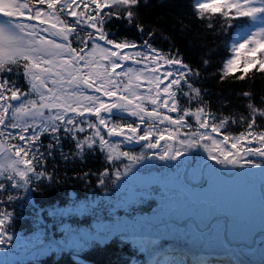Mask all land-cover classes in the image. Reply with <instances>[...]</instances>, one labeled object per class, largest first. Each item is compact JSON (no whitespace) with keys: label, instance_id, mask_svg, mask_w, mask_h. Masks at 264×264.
Listing matches in <instances>:
<instances>
[{"label":"snow or ice","instance_id":"obj_1","mask_svg":"<svg viewBox=\"0 0 264 264\" xmlns=\"http://www.w3.org/2000/svg\"><path fill=\"white\" fill-rule=\"evenodd\" d=\"M146 3L0 0V264H32L47 253L79 256L112 239L131 243L144 264H188L179 241H160L179 211L176 190L196 184L208 185L197 202L218 204L224 229L204 241L209 248L219 241L222 255H201L194 264H264V96L258 105L244 91V111H213L200 69L179 48L154 46L155 30L139 41L112 30L114 20L125 21L143 37L139 9ZM194 9L214 34L231 30L221 81L264 76V0H195ZM233 125L243 131L234 134ZM97 153L103 170L78 175L86 183L96 175L97 199L49 214L62 222L105 204L134 210L152 191L160 194L156 213L87 230L65 227L61 240L38 244L18 236L16 208H35L34 193L54 182L57 155L83 163ZM153 168L164 171L145 175ZM218 189L226 195L217 199Z\"/></svg>","mask_w":264,"mask_h":264},{"label":"trees","instance_id":"obj_2","mask_svg":"<svg viewBox=\"0 0 264 264\" xmlns=\"http://www.w3.org/2000/svg\"><path fill=\"white\" fill-rule=\"evenodd\" d=\"M194 4L195 0H147V3L142 4L139 9L141 23L145 28L143 37L135 27L128 26L125 21L114 20L111 27L118 36H127L138 41L147 38L148 31L155 30V35L152 38L154 46L165 51L173 47L179 48L185 62L200 69L202 76L199 80V86L207 90L206 98L210 101V107L213 111H222L224 114L233 110L244 111L246 104V98L242 96L244 91H251L254 94L255 102L259 105L261 96H264V76L257 74L253 80L245 77L243 81L234 78H228L224 81L219 79L223 62L230 55V49L227 45L231 30L228 34H214L211 29L206 28L205 24L195 17ZM204 59H210V65L204 66L202 63ZM240 74L237 72L236 76ZM21 83H23L22 78ZM226 101L227 106H225ZM258 123H261L259 119ZM230 130L235 134L243 131V128L233 125ZM67 147L68 143L66 142L65 148L67 149ZM54 163L58 165L55 169L54 182L49 185L47 181H44L42 184L44 190L34 193L32 204L35 205V208L27 203L23 207L16 208L12 227L18 236H24L29 240L36 237L39 241L47 238L45 232L39 231L42 223L48 222V226L50 225L49 232H53L52 226L57 218L48 214L50 208L58 206L57 204L62 198L68 202L70 190H73L77 195H84L86 181L82 176L78 178V175L89 170L92 173L101 171L104 165V156L97 153L87 156L83 163L79 161L65 163L57 155ZM53 166V162L50 161L49 171L53 169ZM94 176L96 175L88 177V180L92 181L91 183H93L92 178ZM60 179L62 182L59 184L58 180ZM46 182L47 184H45ZM88 187L90 188V186ZM94 191L96 192L90 193L99 194L100 192L98 189ZM9 210H11V206H9ZM118 245L119 243L116 244L115 240L111 242L112 247L110 246L108 249L107 246L94 245L76 257L91 264H128L126 260L122 259L126 250ZM120 253L123 255L119 258ZM56 256L58 255L51 254L44 258H35L32 264H48ZM65 256L70 258L71 264H76L73 260L74 257H70L68 252ZM116 257L118 258L116 259ZM26 260H31V258H26Z\"/></svg>","mask_w":264,"mask_h":264},{"label":"rangeland","instance_id":"obj_3","mask_svg":"<svg viewBox=\"0 0 264 264\" xmlns=\"http://www.w3.org/2000/svg\"><path fill=\"white\" fill-rule=\"evenodd\" d=\"M209 163L213 162L209 161ZM105 164L106 162L104 159L103 168L106 166ZM103 168H101V171L103 170ZM158 170L159 171L156 172L158 173V175H161L164 171L163 169L159 168ZM92 179H95L97 182L96 176H94ZM207 190V184L200 185L198 189L194 187L193 190L190 187V190L188 192L183 193H181L179 190H176L175 194L177 199L174 203L178 206L179 211H177L169 221L165 234L160 241L162 244L171 246H175L178 241H180V243L182 242L181 245L186 249L188 253V264H194V261L201 255H212L216 258L222 255V253H220L219 251V241H217L216 244L213 245V248H209L208 245L204 242L207 238L210 237V235L214 234L216 231L222 232L224 229L223 211L219 207V205L217 204L215 207L210 208L207 205H203L197 202L201 198V195L203 193H206ZM84 191V195H77L74 200H68V202H66L65 204L60 203L61 207L59 208H67L72 204L73 201L85 202L97 199L98 195L91 194V190L88 189L87 191ZM88 192L89 194H87ZM223 195H226V191L223 189H218L214 194L217 199ZM159 201L160 194L158 192L152 191L150 194H147L142 201L134 205V210L125 208H120L117 210L105 204L103 207L96 209L95 212H87L83 215H78L71 218L65 217L62 222L59 218H57L56 225L58 226V229L52 235L55 240H61L62 233L65 227L87 230L95 228L97 225L107 224L110 222V220H114L117 217L122 220H128L132 217H150L156 213L159 207ZM181 205L186 206L180 207ZM203 208H206L205 213L203 212ZM49 234L47 235L48 237L43 239L42 241L49 240ZM240 238H243V233H240ZM30 240L34 244H38L41 242L36 239V237H34V239L31 238ZM114 240L116 241V244L119 243L118 246L124 248L127 253H125L124 255L120 253L119 258L123 255L122 259L126 260L128 264H135V262L144 264V261L146 259L144 254L139 253L131 243H121L118 239H112L107 243L102 244L101 246H107L106 248L108 249V247L111 246V242ZM213 249H215V251H213ZM68 253L70 257H74L73 259L76 264H91L89 262H83L81 259L77 258L70 252ZM51 254L53 253L41 254L36 258H44L46 256H50ZM65 254L66 252L53 257L55 260L52 259V261H50V263L48 264H71L70 258H66ZM30 258L31 257H27V259ZM117 258L118 257H116V259Z\"/></svg>","mask_w":264,"mask_h":264},{"label":"flooded vegetation","instance_id":"obj_4","mask_svg":"<svg viewBox=\"0 0 264 264\" xmlns=\"http://www.w3.org/2000/svg\"><path fill=\"white\" fill-rule=\"evenodd\" d=\"M106 165V164H105ZM157 171H159L158 170V168H153V169H151V170H148V171H146V173H145V175H149V176H158V173H156ZM93 180V183H91L92 181H90V183H86V186H85V190L87 191L88 189L89 190H91V192H96V191H94L95 189H98V190H100L99 188H98V185H97V182H96V180L95 179H92ZM62 181H61V179L60 180H58V183L60 184ZM45 184H47V182L45 183ZM93 186V188H92V186ZM200 185H203V184H196V185H193V186H190L191 187V189L193 190L194 189V187L195 188H199V186ZM88 186H90V188L88 187ZM110 187H111V185H110ZM87 194H89V192L87 193ZM91 194H93V195H96V193H91ZM60 203L62 204V203H66V201H64V199L62 198L61 199V201H60ZM60 203L59 204H57L58 206H53L52 207V209L50 208V210L48 211V214L54 209V208H59V207H61L60 206ZM46 211V210H45ZM57 222L55 221L54 222V225L52 226V229H53V232L51 231V232H49V230H50V225L48 226V222L46 223H42V227H40L41 228V230L39 231V232H45V235L47 236L49 233H51V234H49V240H55V238H53V235L52 234H54L55 232H56V230L58 229L57 227ZM42 234H44V233H42ZM41 241V240H40Z\"/></svg>","mask_w":264,"mask_h":264},{"label":"water","instance_id":"obj_5","mask_svg":"<svg viewBox=\"0 0 264 264\" xmlns=\"http://www.w3.org/2000/svg\"><path fill=\"white\" fill-rule=\"evenodd\" d=\"M69 197H70V199H74V198H75L74 193H73V192H70V196H69ZM205 211H206V210L204 209L203 212L205 213ZM204 213H203V215H204ZM203 215H202V216H203Z\"/></svg>","mask_w":264,"mask_h":264}]
</instances>
